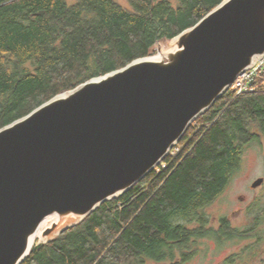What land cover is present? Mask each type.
I'll use <instances>...</instances> for the list:
<instances>
[{
    "label": "trees",
    "instance_id": "16d2710c",
    "mask_svg": "<svg viewBox=\"0 0 264 264\" xmlns=\"http://www.w3.org/2000/svg\"><path fill=\"white\" fill-rule=\"evenodd\" d=\"M126 1L127 7L117 0H0V128L149 56L157 42L192 27L223 0ZM256 124L264 130V92L233 98L227 90L188 128L177 144L183 149L164 159V170L158 165L160 172L152 170L54 239L36 240L21 264H179L200 249L201 238L221 246L236 236L254 239L220 264H243L246 251L257 258L264 200L244 229L226 218L206 229L204 212L238 168Z\"/></svg>",
    "mask_w": 264,
    "mask_h": 264
},
{
    "label": "water",
    "instance_id": "95a60500",
    "mask_svg": "<svg viewBox=\"0 0 264 264\" xmlns=\"http://www.w3.org/2000/svg\"><path fill=\"white\" fill-rule=\"evenodd\" d=\"M166 42L176 48L162 59L152 50L0 128V264L25 260L48 215L61 224L37 243L151 172L264 54V0H223Z\"/></svg>",
    "mask_w": 264,
    "mask_h": 264
},
{
    "label": "rangeland",
    "instance_id": "374dc122",
    "mask_svg": "<svg viewBox=\"0 0 264 264\" xmlns=\"http://www.w3.org/2000/svg\"><path fill=\"white\" fill-rule=\"evenodd\" d=\"M117 1L122 6L127 7L126 0ZM169 42H157L152 48V55L157 54L159 48L164 52L168 51ZM256 126H252L251 130L254 140L243 145L239 166L230 177L225 189L216 199L204 207L208 222V225L205 226L206 229L219 227L220 218L229 220L231 227L244 229L246 226H249L250 212L252 209L264 200V183L257 188L251 187V183L255 179L264 177V130L259 129L260 127L258 126L256 130ZM183 147L184 144L181 143L177 147L171 148L170 157L173 158L177 156ZM160 166L164 170L167 163ZM153 170L160 172L158 166ZM259 232L264 233V226L259 228ZM246 236L247 235H245V237ZM37 238V241H43L39 237ZM253 239L252 237L243 238L241 236H236L232 240H226L225 243L219 246L212 238H201L198 243L200 249L196 250L190 258L181 261L179 264H220L225 258L234 256L239 252L241 253L243 249L246 248V245L252 242ZM259 253L260 255L257 256V258H252L248 251L244 252L243 256H245L246 259L243 264H264V244ZM175 260H179V258ZM148 264L171 263H155L149 261Z\"/></svg>",
    "mask_w": 264,
    "mask_h": 264
},
{
    "label": "built area",
    "instance_id": "2783aa9c",
    "mask_svg": "<svg viewBox=\"0 0 264 264\" xmlns=\"http://www.w3.org/2000/svg\"><path fill=\"white\" fill-rule=\"evenodd\" d=\"M248 76L246 83H242L243 73L238 75L230 86L233 98L244 93L263 91L264 92V55L256 60L254 65L245 72Z\"/></svg>",
    "mask_w": 264,
    "mask_h": 264
},
{
    "label": "bare ground",
    "instance_id": "6f19581e",
    "mask_svg": "<svg viewBox=\"0 0 264 264\" xmlns=\"http://www.w3.org/2000/svg\"><path fill=\"white\" fill-rule=\"evenodd\" d=\"M175 43V42H174ZM176 48V45H174L173 44V42L170 44V46H169V50L168 51H166V52H164L161 48H159V50H158V52H157V54H153V58H155V59H162L163 58V56L166 54V53H169V52H171V50H174ZM263 55L264 54H262L261 55V57H263ZM261 57H258V58H256V60H258V59H260ZM249 69H247V70H245L244 72H242L243 73V77H242V79H241V81H242V83H246L247 82V80H248V76H247V74H245V72L246 71H248ZM241 74V73H240ZM239 74V75H240ZM234 82V81H233ZM233 84V83H232ZM231 84V85H232ZM230 85V86H231ZM229 86V88L227 89V90H229V94H231L232 95V90H231V87ZM226 90V91H227ZM196 120V119H195ZM194 120V121H195ZM193 121V122H194ZM193 122H191V124L189 125V127L193 124ZM188 127V128H189ZM188 130V129H187ZM186 130V131H187ZM185 134V133H184ZM180 141V140H179ZM179 141L176 143V144H174V146H172L171 148L173 149L175 146L177 147L178 145V143H179ZM171 148L167 151V154H166V156L163 158V160L158 164V165H164V159L168 156V155H171V153H170V150H171ZM163 163V164H162ZM157 165V166H158ZM156 166V167H157ZM155 167V168H156ZM154 168V169H155ZM55 224H58L59 226H60V224H61V218L58 216V215H56V214H51V215H48L43 221H42V223H41V225H40V227H39V229L37 230V232L35 233V235L33 236V240L35 241L36 240V238L37 237H39L41 240H44L46 237L45 236H43L42 235V231L43 230H45V229H47V228H50V227H52V225H55ZM38 239V238H37Z\"/></svg>",
    "mask_w": 264,
    "mask_h": 264
},
{
    "label": "flooded vegetation",
    "instance_id": "af4514ba",
    "mask_svg": "<svg viewBox=\"0 0 264 264\" xmlns=\"http://www.w3.org/2000/svg\"><path fill=\"white\" fill-rule=\"evenodd\" d=\"M196 126V129L195 130H193V128H192V131L194 132V131H197V129H199L200 128V126L199 125H195ZM256 128H257V126H256ZM195 133V132H194ZM264 178V177H263ZM264 183V182H263ZM209 223H210V221H209Z\"/></svg>",
    "mask_w": 264,
    "mask_h": 264
}]
</instances>
